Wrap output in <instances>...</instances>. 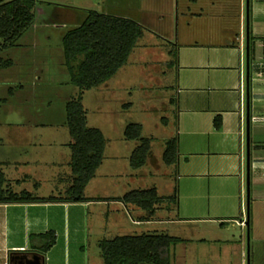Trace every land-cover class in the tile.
<instances>
[{"label": "rangeland", "instance_id": "374dc122", "mask_svg": "<svg viewBox=\"0 0 264 264\" xmlns=\"http://www.w3.org/2000/svg\"><path fill=\"white\" fill-rule=\"evenodd\" d=\"M179 1L176 15L177 0H36L33 24L14 45L0 49V170L6 188L45 198L71 196L70 101L81 98L88 127L102 132V161L84 189L89 201L74 208L81 220L74 246L84 264H105L104 240L141 234L177 237L170 247L171 264H264V205L250 214V238L244 229L241 253L236 244L241 242L240 227L229 224L219 232L185 219L170 198L176 189L180 195V187L175 185V165H167L163 156L167 141L177 135L178 81L175 66L169 65V43L176 42V19L206 6ZM216 5L213 12L231 11L237 0ZM91 11L133 19L142 25L143 35L112 78L82 91L66 66L63 37ZM130 124L142 125V137L151 143L146 164L139 168L132 167L130 158L140 140L125 136ZM152 187L163 200L151 216L119 200L132 190ZM61 214L67 216V209L61 208ZM144 219L149 222H133ZM218 239L231 244L220 245Z\"/></svg>", "mask_w": 264, "mask_h": 264}, {"label": "crops", "instance_id": "0c3cea01", "mask_svg": "<svg viewBox=\"0 0 264 264\" xmlns=\"http://www.w3.org/2000/svg\"><path fill=\"white\" fill-rule=\"evenodd\" d=\"M196 1L206 6L189 9L186 11L189 17L176 19V42L169 43L172 49L168 52L170 61L175 59L171 51L177 53L174 66L178 81V160L174 165L175 185L180 187L178 204L185 219L203 222L219 232L227 230L229 224L240 227L241 242L236 244L241 245L244 253L246 244L242 239L244 232H248V210L250 221L252 210L264 205V0H249L248 15L246 0H237L235 10L220 8L214 12L216 4L225 7L229 0ZM179 2H176V15ZM248 109L250 202L247 198ZM217 116L222 120L220 129L215 127ZM86 203L0 204V264H12L13 257L25 251L39 253L40 264H84L77 259L74 246L81 226L74 208ZM61 208L67 209V216L61 214ZM50 230L55 231L57 240L43 253L30 237ZM216 242L231 244L222 239ZM71 254H74L72 260Z\"/></svg>", "mask_w": 264, "mask_h": 264}, {"label": "trees", "instance_id": "16d2710c", "mask_svg": "<svg viewBox=\"0 0 264 264\" xmlns=\"http://www.w3.org/2000/svg\"><path fill=\"white\" fill-rule=\"evenodd\" d=\"M36 0H0V49L7 48L33 24ZM143 35V27L133 19L91 11L86 20L70 30L63 37L65 63L72 82L82 91L96 87L110 78L127 62L138 40ZM252 39V37H251ZM176 65L177 53L172 52ZM178 117V114H177ZM67 123L74 139L72 144V172L74 175L71 196L37 197L29 192H15L5 185V173L0 170V204L34 203L45 201H89L84 189L95 176L101 164L105 149L102 132L89 128L81 98L72 100L67 106ZM222 120L215 118V127L220 129ZM128 139H139L140 144L131 155L134 168L146 164L151 151L150 139L142 137V125L130 124L126 127ZM164 160L172 165L178 160V135L167 141ZM178 202V190L170 197ZM124 204H132L153 215L163 197L155 187L132 190L119 199ZM149 220V219H144ZM33 245L46 253L54 246L57 236L54 230L32 234ZM179 241L177 237L165 234H141L118 236L101 243L105 264H171L170 247Z\"/></svg>", "mask_w": 264, "mask_h": 264}, {"label": "water", "instance_id": "95a60500", "mask_svg": "<svg viewBox=\"0 0 264 264\" xmlns=\"http://www.w3.org/2000/svg\"><path fill=\"white\" fill-rule=\"evenodd\" d=\"M249 0H246V8H247V15L249 12ZM246 42H247V63L249 62V23H248V16H247V36H246ZM248 80V77H247ZM249 103V88H248V81H247V104ZM247 198L250 202V141H249V135H250V113L249 109L247 110ZM246 225L248 227V238H250V221H249V210H248V217L246 221ZM249 240V239H248Z\"/></svg>", "mask_w": 264, "mask_h": 264}, {"label": "flooded vegetation", "instance_id": "af4514ba", "mask_svg": "<svg viewBox=\"0 0 264 264\" xmlns=\"http://www.w3.org/2000/svg\"><path fill=\"white\" fill-rule=\"evenodd\" d=\"M41 256L33 251L21 252L17 257H13L12 264H40Z\"/></svg>", "mask_w": 264, "mask_h": 264}]
</instances>
